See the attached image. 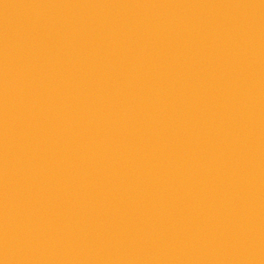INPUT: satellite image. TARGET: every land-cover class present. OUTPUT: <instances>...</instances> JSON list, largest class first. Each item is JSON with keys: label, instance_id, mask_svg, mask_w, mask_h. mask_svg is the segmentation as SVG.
Segmentation results:
<instances>
[{"label": "water", "instance_id": "95a60500", "mask_svg": "<svg viewBox=\"0 0 264 264\" xmlns=\"http://www.w3.org/2000/svg\"><path fill=\"white\" fill-rule=\"evenodd\" d=\"M0 264H264V0H0Z\"/></svg>", "mask_w": 264, "mask_h": 264}]
</instances>
